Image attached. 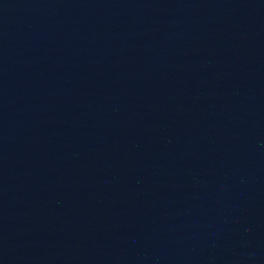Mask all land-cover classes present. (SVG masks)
Here are the masks:
<instances>
[{
  "label": "water",
  "instance_id": "obj_1",
  "mask_svg": "<svg viewBox=\"0 0 264 264\" xmlns=\"http://www.w3.org/2000/svg\"><path fill=\"white\" fill-rule=\"evenodd\" d=\"M264 154V0H0V264H174Z\"/></svg>",
  "mask_w": 264,
  "mask_h": 264
}]
</instances>
